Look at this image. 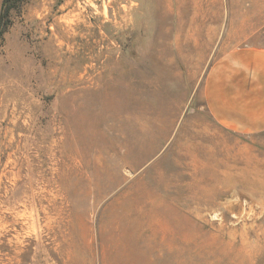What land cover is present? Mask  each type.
I'll list each match as a JSON object with an SVG mask.
<instances>
[{
    "label": "rangeland",
    "instance_id": "374dc122",
    "mask_svg": "<svg viewBox=\"0 0 264 264\" xmlns=\"http://www.w3.org/2000/svg\"><path fill=\"white\" fill-rule=\"evenodd\" d=\"M243 46L264 48V0L11 10L0 264H264V133H228L203 99Z\"/></svg>",
    "mask_w": 264,
    "mask_h": 264
},
{
    "label": "crops",
    "instance_id": "0c3cea01",
    "mask_svg": "<svg viewBox=\"0 0 264 264\" xmlns=\"http://www.w3.org/2000/svg\"><path fill=\"white\" fill-rule=\"evenodd\" d=\"M203 99L211 119L228 133H264V48L243 46L220 56L205 79Z\"/></svg>",
    "mask_w": 264,
    "mask_h": 264
},
{
    "label": "trees",
    "instance_id": "16d2710c",
    "mask_svg": "<svg viewBox=\"0 0 264 264\" xmlns=\"http://www.w3.org/2000/svg\"><path fill=\"white\" fill-rule=\"evenodd\" d=\"M24 1L26 0H2L0 5V37H2L8 26L9 13Z\"/></svg>",
    "mask_w": 264,
    "mask_h": 264
}]
</instances>
